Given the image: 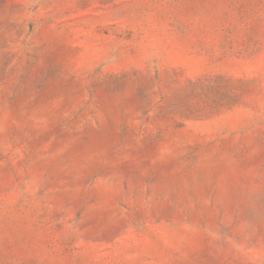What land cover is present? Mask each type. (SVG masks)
Returning a JSON list of instances; mask_svg holds the SVG:
<instances>
[{"label":"rangeland","instance_id":"rangeland-1","mask_svg":"<svg viewBox=\"0 0 264 264\" xmlns=\"http://www.w3.org/2000/svg\"><path fill=\"white\" fill-rule=\"evenodd\" d=\"M0 264H264V0H0Z\"/></svg>","mask_w":264,"mask_h":264}]
</instances>
